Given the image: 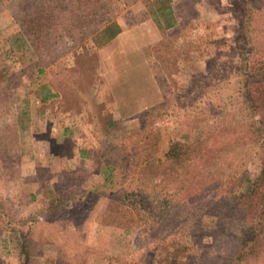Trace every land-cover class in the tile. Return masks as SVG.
I'll return each instance as SVG.
<instances>
[{
    "label": "rangeland",
    "instance_id": "1",
    "mask_svg": "<svg viewBox=\"0 0 264 264\" xmlns=\"http://www.w3.org/2000/svg\"><path fill=\"white\" fill-rule=\"evenodd\" d=\"M161 1H0V264L20 241L27 264L226 257L209 233L257 165L240 83L264 57V0H169L163 31ZM172 141L192 159L168 163Z\"/></svg>",
    "mask_w": 264,
    "mask_h": 264
},
{
    "label": "trees",
    "instance_id": "2",
    "mask_svg": "<svg viewBox=\"0 0 264 264\" xmlns=\"http://www.w3.org/2000/svg\"><path fill=\"white\" fill-rule=\"evenodd\" d=\"M1 1V0H0ZM54 9L60 13L61 4ZM150 13L152 19L161 31L170 28L174 22V16L171 13L169 0H162L156 7H151ZM48 16V15H47ZM116 25H107L101 32L104 39H111L118 33ZM12 41L17 48L24 45L20 36H13ZM22 44L18 46L17 44ZM241 80V96L248 104L250 112L256 113L258 119L255 121L259 126L258 130H251L250 136L256 142V169L252 174L244 170L240 174L245 185L238 190L227 189L221 208L224 211L223 217L213 223L212 232L209 233L210 241H223L229 244L228 253L224 259L220 256L203 255L205 250L195 258V264H261L263 259L262 239L264 237V57L256 61L244 71ZM52 95L45 94L42 100ZM260 125H262L260 127ZM256 128V129H257ZM190 146H184L179 141H172L164 152V158L168 163L177 165L185 159H192ZM225 215V216H224ZM24 242L25 235H22ZM225 237V239L223 238ZM21 242V241H20ZM19 242L18 248L20 259L18 264H27L25 262L27 251L25 246ZM229 242V243H228ZM178 248L166 250L162 258L152 261L141 260L140 264H192L186 261L185 255Z\"/></svg>",
    "mask_w": 264,
    "mask_h": 264
}]
</instances>
